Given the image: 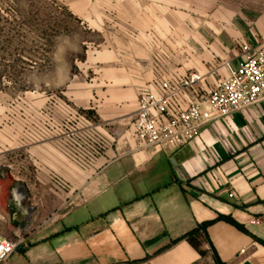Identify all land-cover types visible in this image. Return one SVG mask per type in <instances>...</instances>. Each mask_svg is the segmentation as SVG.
<instances>
[{"label":"crops","instance_id":"1","mask_svg":"<svg viewBox=\"0 0 264 264\" xmlns=\"http://www.w3.org/2000/svg\"><path fill=\"white\" fill-rule=\"evenodd\" d=\"M157 1L144 0L149 7ZM161 16L151 8L120 12L116 28L130 37L113 49L131 54L98 105L86 100L101 125L32 145L29 154L42 167L32 173L40 183L33 192H22L19 179L14 191L8 171L9 155L19 161L24 150L0 151V235L19 242L5 264H264V100L211 120L180 150L155 153L130 136L141 93L194 71L211 83V70L226 75L227 62L237 67L240 47L264 36L236 38L234 50L223 45L218 59L205 54L193 67L168 63L154 74L152 35L166 25ZM210 29L216 33V23ZM193 30L191 49H216V38ZM208 221L196 248L184 236Z\"/></svg>","mask_w":264,"mask_h":264},{"label":"rangeland","instance_id":"2","mask_svg":"<svg viewBox=\"0 0 264 264\" xmlns=\"http://www.w3.org/2000/svg\"><path fill=\"white\" fill-rule=\"evenodd\" d=\"M149 6L144 0H0V151L24 150L19 161L10 154L7 163L14 191L22 184L21 191L31 193L33 183L40 184L32 175L42 168L29 154L32 145L101 125L86 100L98 105L131 54L113 49L130 37L118 33L120 12L162 13L159 21L166 25L152 35L159 44L151 51L154 74L168 63L193 67L205 54L218 59L226 52L223 45L227 53L234 50L236 38L264 36V0H158ZM166 26L178 33H164ZM200 28L203 38H216L215 50L191 49L192 29Z\"/></svg>","mask_w":264,"mask_h":264},{"label":"built area","instance_id":"3","mask_svg":"<svg viewBox=\"0 0 264 264\" xmlns=\"http://www.w3.org/2000/svg\"><path fill=\"white\" fill-rule=\"evenodd\" d=\"M240 50L237 67L227 62V74L218 77L217 71L211 70V83H205L206 75L194 71L178 80L163 79L157 91L141 93L130 136L155 153L180 150L197 139L211 120L264 100V40L243 44ZM18 246L19 242L0 235V264H5Z\"/></svg>","mask_w":264,"mask_h":264},{"label":"trees","instance_id":"4","mask_svg":"<svg viewBox=\"0 0 264 264\" xmlns=\"http://www.w3.org/2000/svg\"><path fill=\"white\" fill-rule=\"evenodd\" d=\"M77 136H79V135H77ZM77 138L81 139V137H77ZM91 138L97 139L98 136H97V134L94 133V135H92ZM91 138H90V140H92ZM223 218L225 220L231 222V223L236 224V222L230 217H223ZM209 224H211V221L204 222V223L200 224L196 229H194L193 231L186 234L184 236V238H186L190 242V244H192L194 247L199 248V242L197 240V237L200 236L201 233H203V232L205 233Z\"/></svg>","mask_w":264,"mask_h":264}]
</instances>
